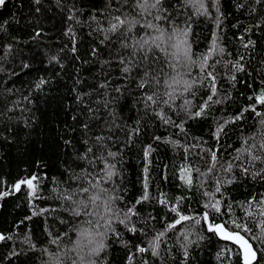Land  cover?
<instances>
[{"label":"snow or ice","instance_id":"obj_1","mask_svg":"<svg viewBox=\"0 0 264 264\" xmlns=\"http://www.w3.org/2000/svg\"><path fill=\"white\" fill-rule=\"evenodd\" d=\"M0 222V264H264V0H0Z\"/></svg>","mask_w":264,"mask_h":264},{"label":"trees","instance_id":"obj_2","mask_svg":"<svg viewBox=\"0 0 264 264\" xmlns=\"http://www.w3.org/2000/svg\"><path fill=\"white\" fill-rule=\"evenodd\" d=\"M130 164L131 165H133V167L136 165V160H135V157H132L131 159H130ZM132 170L130 169V172H131ZM132 178L134 179L135 178V175H134V173H132ZM241 193H240V191L238 190L237 191V193H236V195H240ZM11 218H9V220H10ZM2 226H4L3 224H2V222H0V227H2Z\"/></svg>","mask_w":264,"mask_h":264}]
</instances>
